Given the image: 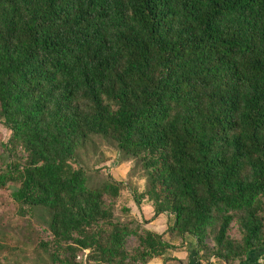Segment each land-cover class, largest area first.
<instances>
[{
    "label": "trees",
    "instance_id": "obj_1",
    "mask_svg": "<svg viewBox=\"0 0 264 264\" xmlns=\"http://www.w3.org/2000/svg\"><path fill=\"white\" fill-rule=\"evenodd\" d=\"M0 125V189L45 213L51 264L185 243V264H264V0H0ZM94 137L141 164L150 219L115 220L122 182L71 166Z\"/></svg>",
    "mask_w": 264,
    "mask_h": 264
},
{
    "label": "rangeland",
    "instance_id": "obj_2",
    "mask_svg": "<svg viewBox=\"0 0 264 264\" xmlns=\"http://www.w3.org/2000/svg\"><path fill=\"white\" fill-rule=\"evenodd\" d=\"M9 132L0 125V166L6 159V153L2 151V144L6 143ZM76 163L72 167L80 166L86 171L89 177V186L92 188L107 179L108 176L122 182L123 188L112 203V214L114 219L122 223L150 219L152 213L149 203L143 199L139 207L135 205L132 195L141 193L146 188V174L141 164L135 159H125L116 151L112 144H109L98 137H94L86 143L85 147L77 151ZM12 185L8 184L0 189V264H51L49 257L37 245L39 240H46V234L41 231L45 213L42 210H34L32 215L21 217L17 214V206L10 198ZM125 209L127 211H125ZM164 216L142 224L144 227L162 232L165 230ZM134 223L130 224L133 227ZM233 238H237L234 228L230 230ZM132 245L133 240L129 239ZM193 247L184 244L180 251L173 253L175 258L181 260H169L166 264H185L192 256ZM190 252V253H189ZM87 251L75 258L79 264H94L86 261ZM189 256V257H188ZM210 264H222L210 260ZM148 264H161V261L152 260ZM207 264V263H201Z\"/></svg>",
    "mask_w": 264,
    "mask_h": 264
},
{
    "label": "crops",
    "instance_id": "obj_3",
    "mask_svg": "<svg viewBox=\"0 0 264 264\" xmlns=\"http://www.w3.org/2000/svg\"><path fill=\"white\" fill-rule=\"evenodd\" d=\"M151 213H152V211H151ZM162 216V215H161ZM161 216H158L156 219H158V218H160ZM165 218V217H164ZM156 219H154V220H156ZM148 220V219H147ZM153 220V221H154ZM165 221V220H164ZM149 223H152V221L151 222H149ZM164 224H165V222H164ZM146 228V227H145ZM148 229V228H147ZM165 229V228H164ZM150 230V229H149ZM152 231V230H151ZM164 231V230H163ZM162 231V232H163ZM153 232H155V231H153ZM162 232H156V233H162ZM174 255V254H173ZM178 259V258H177ZM179 260V259H178ZM159 261V260H158Z\"/></svg>",
    "mask_w": 264,
    "mask_h": 264
}]
</instances>
